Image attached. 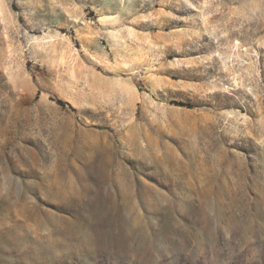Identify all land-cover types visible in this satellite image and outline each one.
Segmentation results:
<instances>
[{"label":"rangeland","instance_id":"rangeland-1","mask_svg":"<svg viewBox=\"0 0 264 264\" xmlns=\"http://www.w3.org/2000/svg\"><path fill=\"white\" fill-rule=\"evenodd\" d=\"M0 264H264V0H0Z\"/></svg>","mask_w":264,"mask_h":264}]
</instances>
